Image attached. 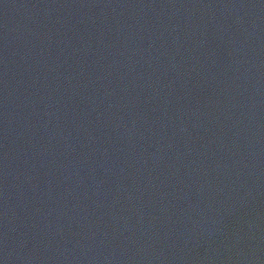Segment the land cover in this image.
Wrapping results in <instances>:
<instances>
[{
	"label": "water",
	"instance_id": "obj_1",
	"mask_svg": "<svg viewBox=\"0 0 264 264\" xmlns=\"http://www.w3.org/2000/svg\"><path fill=\"white\" fill-rule=\"evenodd\" d=\"M0 264H264V0H0Z\"/></svg>",
	"mask_w": 264,
	"mask_h": 264
}]
</instances>
